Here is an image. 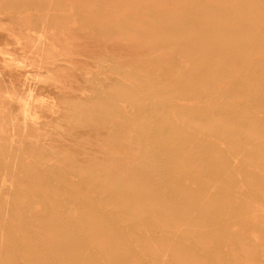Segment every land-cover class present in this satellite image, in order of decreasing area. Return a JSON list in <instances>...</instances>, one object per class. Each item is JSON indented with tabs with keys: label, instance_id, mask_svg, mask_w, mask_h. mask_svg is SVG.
I'll list each match as a JSON object with an SVG mask.
<instances>
[{
	"label": "rangeland",
	"instance_id": "1",
	"mask_svg": "<svg viewBox=\"0 0 264 264\" xmlns=\"http://www.w3.org/2000/svg\"><path fill=\"white\" fill-rule=\"evenodd\" d=\"M0 264H264V0H0Z\"/></svg>",
	"mask_w": 264,
	"mask_h": 264
},
{
	"label": "bare ground",
	"instance_id": "2",
	"mask_svg": "<svg viewBox=\"0 0 264 264\" xmlns=\"http://www.w3.org/2000/svg\"><path fill=\"white\" fill-rule=\"evenodd\" d=\"M116 19V18H115ZM45 101V100H44ZM51 109V108H50ZM132 134V133H131ZM123 138V137H122ZM121 140V139H120ZM141 143V142H140ZM124 147V146H123ZM137 147V146H136ZM132 148V147H131ZM133 149V148H132ZM134 150V149H133ZM154 157V156H153ZM155 160V159H154ZM125 162V161H124ZM132 162V161H131ZM129 163V162H128ZM165 257V256H164Z\"/></svg>",
	"mask_w": 264,
	"mask_h": 264
}]
</instances>
